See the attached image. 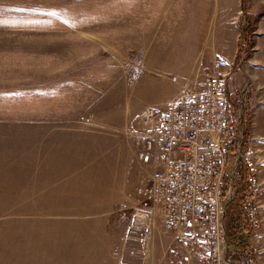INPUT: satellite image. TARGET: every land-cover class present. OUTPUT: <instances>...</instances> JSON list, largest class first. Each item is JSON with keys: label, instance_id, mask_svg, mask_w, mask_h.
Segmentation results:
<instances>
[{"label": "rangeland", "instance_id": "1", "mask_svg": "<svg viewBox=\"0 0 264 264\" xmlns=\"http://www.w3.org/2000/svg\"><path fill=\"white\" fill-rule=\"evenodd\" d=\"M223 74L264 264V0H0V264H245L225 227L214 256L155 222L132 153L139 114Z\"/></svg>", "mask_w": 264, "mask_h": 264}, {"label": "built area", "instance_id": "2", "mask_svg": "<svg viewBox=\"0 0 264 264\" xmlns=\"http://www.w3.org/2000/svg\"><path fill=\"white\" fill-rule=\"evenodd\" d=\"M229 85L228 74L212 75L200 90L147 108L130 134L134 160L151 184L154 221L182 239L192 235L190 228H206L208 237L215 238L214 256L227 243L220 228L227 211L225 201L235 194L241 156L235 162V176L228 169L232 156L242 154L245 141L243 113L234 111ZM246 176L254 187L253 178ZM251 185L248 192L254 190ZM247 219L254 221L250 210Z\"/></svg>", "mask_w": 264, "mask_h": 264}, {"label": "trees", "instance_id": "3", "mask_svg": "<svg viewBox=\"0 0 264 264\" xmlns=\"http://www.w3.org/2000/svg\"><path fill=\"white\" fill-rule=\"evenodd\" d=\"M249 27V26H248ZM249 32V28L244 27L243 34ZM233 108H229L232 110ZM245 115H243V118ZM245 119V118H244ZM249 132V128H246ZM244 152V147H242ZM241 180L237 187L235 186V196L226 202L227 211L224 217V227L226 237H228V253H236L244 255L246 258L245 264H257L256 252L253 246L249 242V237L253 233L254 225L247 219L246 201L254 199V190L248 192L251 184L246 182L247 168L240 164ZM228 178H226V181ZM253 187V184L251 185ZM223 196L227 198L228 189L227 187L223 190Z\"/></svg>", "mask_w": 264, "mask_h": 264}, {"label": "crops", "instance_id": "4", "mask_svg": "<svg viewBox=\"0 0 264 264\" xmlns=\"http://www.w3.org/2000/svg\"><path fill=\"white\" fill-rule=\"evenodd\" d=\"M180 94H181V92H180ZM162 104H163V103H162ZM137 225H138V224H136V223L134 224L135 227H137Z\"/></svg>", "mask_w": 264, "mask_h": 264}]
</instances>
